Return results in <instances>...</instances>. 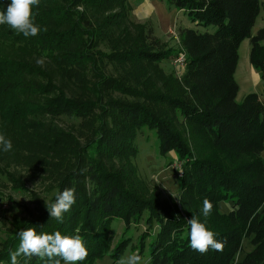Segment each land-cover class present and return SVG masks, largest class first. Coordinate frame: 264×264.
<instances>
[{"label":"trees","instance_id":"obj_1","mask_svg":"<svg viewBox=\"0 0 264 264\" xmlns=\"http://www.w3.org/2000/svg\"><path fill=\"white\" fill-rule=\"evenodd\" d=\"M9 3L0 0V11ZM166 4L183 11L197 29L180 31L187 69L178 80L168 76L173 82L165 89L146 85L164 77L158 65L175 52L158 50L161 41L153 37V30L131 22L130 0H40L33 17L46 31L28 38L0 25V41L15 47L0 54L1 115L15 124L30 116L37 119L35 114L51 122L93 115L98 122L85 145L47 151L56 163L66 164L49 203L57 191L75 189L76 203L63 222L51 218L45 202L35 199L37 212L9 233L0 260L10 261L9 252L18 247L17 233L22 229L75 236L79 227L88 256L78 264L106 257L116 262L131 243L122 237L111 247L112 224L121 221L125 235L132 225L147 226L137 251L148 264H264V105L257 93L238 101L235 79L238 49L251 39L250 63L264 81V27L252 35L261 1L166 0ZM106 45L108 52L101 51ZM106 63H113L118 76L108 72ZM135 75H146L142 89L136 88ZM111 92L166 103L172 114L167 117L148 105L117 100ZM6 97L12 103L4 107ZM179 116L182 127L176 123ZM46 120L38 123L43 136L61 132ZM145 129L155 133L161 156L174 153L180 163V198L173 207L143 199L130 182L129 165L138 155L135 138ZM205 199L213 205L208 217L202 214ZM221 203H231V210L222 213ZM192 216L216 234L222 251L200 254L190 247ZM245 240L253 249L240 261ZM25 259L18 257L20 264ZM29 264L45 260L33 257Z\"/></svg>","mask_w":264,"mask_h":264},{"label":"rangeland","instance_id":"obj_2","mask_svg":"<svg viewBox=\"0 0 264 264\" xmlns=\"http://www.w3.org/2000/svg\"><path fill=\"white\" fill-rule=\"evenodd\" d=\"M130 5L132 9L129 14L131 22L142 24L147 29L153 30V37L161 41L158 50L170 49L175 52L172 58L158 65L162 69L164 77L158 78V76L154 81H148L146 86L151 85L149 86L151 90L165 89L168 83L170 87L169 84H172L173 81L169 77L173 80L182 78L177 74L178 66H176L178 55L185 53L181 47L179 33L187 23L190 24V21L183 11L167 5L166 0H130ZM210 31L212 32L213 29ZM8 48L15 49L14 46L8 47L7 42L0 41V54ZM100 49L103 52H108L107 45ZM14 53L17 52L13 51ZM20 54L25 56L23 53ZM106 67L109 73L118 76L113 63H106ZM130 76L129 78L132 79ZM135 78L136 88L142 89L141 83L146 79V75L142 77L135 75ZM109 95L117 100L148 105L150 109L158 111L162 115L165 114L167 117L172 114L166 103L148 100L144 96H133L119 92H111ZM10 97L5 98L4 107L11 105ZM35 116L37 119L30 116L28 119L20 121V124H15L8 117L5 118L3 114H0V134L10 139L13 144V149L9 152L0 149V252L3 249L2 243L9 233L16 228L18 222L31 218L37 212L38 206L35 199L38 198L49 203L56 192L55 180L60 174V170L66 167V164L56 163L57 158L51 153L47 154V151L51 148L69 150L74 144L75 146L85 145L92 137L94 128L98 125L93 115L88 119L63 116L53 119L52 122L51 118H43L41 114H35ZM43 119H47V122L57 126L61 132L43 136L38 128V123ZM180 122L179 116L176 123L182 127ZM134 146L137 148L138 155L131 160L129 172L130 182L136 194L143 199H155L172 207L179 204L180 189L177 178L181 172V167L175 154L170 153L166 157L161 156L157 150L155 133L147 129L137 133ZM231 207V203L219 205V209L224 214L228 213ZM146 229L147 226L144 223L139 224V226L132 225L130 231L125 235L123 223L115 221L112 224L110 235L111 247H115L123 237L131 241L126 250L138 253L139 237ZM252 249L249 241L245 240L243 243L244 253L238 260L241 261ZM117 262L106 257L93 264H117ZM142 262L148 264V259L144 258ZM0 264H11V261L0 260Z\"/></svg>","mask_w":264,"mask_h":264},{"label":"clouds","instance_id":"obj_3","mask_svg":"<svg viewBox=\"0 0 264 264\" xmlns=\"http://www.w3.org/2000/svg\"><path fill=\"white\" fill-rule=\"evenodd\" d=\"M40 0H10L6 11H0V25H7L17 34H23L25 38L39 35L43 30L40 25L35 23L33 17V7H38ZM38 63L42 61L38 60ZM0 149L9 152L13 149L10 139L0 134ZM76 203V194L74 188H65L63 191H57L55 200L52 203L45 201V206L49 211L50 217L59 222H63L64 214L69 212ZM213 205L205 199L203 201L202 214L208 217L211 214ZM190 230L188 233L190 247L205 254L212 249L222 251L223 243L216 239V234L211 231L205 223H202L196 216L188 219ZM79 227L76 229L75 236L62 235L61 232L55 233H37L34 228L22 229L17 233L19 245L9 252L11 264H20L18 257H25L24 264H29L33 257L45 260V264H78L84 261L88 256L82 237L79 235ZM59 257L60 259H54ZM46 258V259H45ZM117 264H143L138 253L126 250L117 262Z\"/></svg>","mask_w":264,"mask_h":264},{"label":"crops","instance_id":"obj_4","mask_svg":"<svg viewBox=\"0 0 264 264\" xmlns=\"http://www.w3.org/2000/svg\"><path fill=\"white\" fill-rule=\"evenodd\" d=\"M261 1V12L252 30V35H256L264 27V0ZM197 29L194 23H187L183 29ZM264 44V42H263ZM251 39L243 41L239 47L238 66L235 72V79L239 85L238 101H242L250 93H257L264 105V81L260 78V73L250 63ZM264 154V153H263ZM264 158V157H263Z\"/></svg>","mask_w":264,"mask_h":264},{"label":"built area","instance_id":"obj_5","mask_svg":"<svg viewBox=\"0 0 264 264\" xmlns=\"http://www.w3.org/2000/svg\"><path fill=\"white\" fill-rule=\"evenodd\" d=\"M187 54L186 52L184 54H179L176 60V66H178L177 74H179L181 77L184 75L186 69H187Z\"/></svg>","mask_w":264,"mask_h":264}]
</instances>
